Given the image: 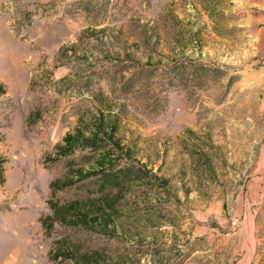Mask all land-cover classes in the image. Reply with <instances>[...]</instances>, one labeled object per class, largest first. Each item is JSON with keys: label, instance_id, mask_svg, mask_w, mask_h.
<instances>
[{"label": "rangeland", "instance_id": "rangeland-1", "mask_svg": "<svg viewBox=\"0 0 264 264\" xmlns=\"http://www.w3.org/2000/svg\"><path fill=\"white\" fill-rule=\"evenodd\" d=\"M0 82V264H52L59 238L107 264H264V0H0ZM100 109L130 154L55 199L128 185L115 231L46 235L50 183L103 149L46 155Z\"/></svg>", "mask_w": 264, "mask_h": 264}, {"label": "trees", "instance_id": "trees-1", "mask_svg": "<svg viewBox=\"0 0 264 264\" xmlns=\"http://www.w3.org/2000/svg\"><path fill=\"white\" fill-rule=\"evenodd\" d=\"M176 65L177 71L180 74L182 72V75H193L198 72H206L209 69L202 63L183 64V62H177ZM5 92V85L0 82V95ZM117 129L118 116L116 112L100 109L96 113H87L86 117L83 116L79 119L78 125L72 132L66 133L61 141L55 144L53 152L46 155L47 159L52 160L67 156L77 149H103L100 157L90 168H71L66 176L50 183L51 196L48 205L51 214L40 218L41 227L46 235L51 234L54 224L81 227L92 231L99 229L103 234L115 231V219L120 213L118 205L125 198V192L129 189L128 185L121 187L113 196H104L88 200V202L74 200L59 204L55 195L57 191L71 187L90 175L112 166L118 157L114 155V150H120L125 155L130 154L116 136ZM108 145H111V148ZM4 163L5 158L0 152V185L5 183ZM136 177L140 178L142 182L145 178L140 175ZM106 253V251L104 253L94 252V250L85 248L70 239L59 238L53 241L48 255L52 264H107L110 255Z\"/></svg>", "mask_w": 264, "mask_h": 264}]
</instances>
